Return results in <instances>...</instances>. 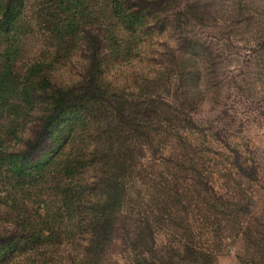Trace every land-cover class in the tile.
<instances>
[{
    "label": "trees",
    "instance_id": "1",
    "mask_svg": "<svg viewBox=\"0 0 264 264\" xmlns=\"http://www.w3.org/2000/svg\"><path fill=\"white\" fill-rule=\"evenodd\" d=\"M221 1L0 0V264H107L117 242L135 264H212L225 231L243 232L249 264H264V224L245 231L250 205L231 201L228 185V200L206 203L214 213H198L193 233L184 216L192 196L217 194L198 154H171L203 151L181 131L203 133L194 116L221 102L222 56L208 41L230 34ZM237 7L235 29L264 25L263 14ZM32 43L42 49L30 56ZM235 152L229 180L261 186ZM149 153L166 174L150 171ZM138 180L149 192L143 208L128 190ZM162 226L178 233L185 254L157 258ZM206 234L214 238L195 239ZM207 242L217 248L204 251Z\"/></svg>",
    "mask_w": 264,
    "mask_h": 264
},
{
    "label": "rangeland",
    "instance_id": "2",
    "mask_svg": "<svg viewBox=\"0 0 264 264\" xmlns=\"http://www.w3.org/2000/svg\"><path fill=\"white\" fill-rule=\"evenodd\" d=\"M241 2L246 5V15H253L251 12H256L264 15V0H222L221 17L224 22L223 33H230L229 38H225L220 31L209 34L208 41L215 45V48L222 56L221 71H219V79L222 86L216 95L220 96V104L214 109L210 104L203 105L200 113L194 116L196 127L201 132L181 131L186 141L194 145H204L203 151L188 150L181 153H171L172 146L177 144V140H170L165 149L164 156L168 154L186 155L188 158H199V170L205 169L203 173L206 179H209L210 185L214 187L215 195L210 189H207V194L192 196L193 204L186 213L192 225L195 226L193 233H198L196 227L198 223V213L203 216L210 217L214 213L206 205L214 198L221 197L223 200H228L225 196V186L228 185L233 189L230 198L234 197V201L238 199L241 202L249 203L251 215L247 220L242 222L243 228L251 229L256 232L260 227L258 224H264V25L258 28L256 25L247 26L244 23L239 25V29L234 28L236 15L238 13L237 4ZM264 21V19H263ZM227 25L228 28H225ZM221 33V34H220ZM29 49L30 56L39 54L41 45L32 43ZM29 56V57H30ZM130 67V66H129ZM127 66V68H129ZM128 69L127 72H129ZM132 72V71H130ZM218 102V103H219ZM206 147V148H205ZM241 155L242 161L249 162L251 167H254L258 174V179L261 184L249 185L248 181L242 179L229 180L231 171H234L230 164L229 157H238ZM145 159V164L148 165L152 160L151 153ZM156 156L158 163L160 160ZM153 163V162H152ZM152 163L148 165L151 172L166 174L165 168H152ZM235 177H237L234 172ZM240 185L238 191L243 188L246 193L244 197L236 196L233 186ZM129 194L134 201L141 200L142 208L149 201V192L143 185L141 180L131 182L129 185ZM191 194V193H190ZM129 210L126 209L125 213ZM125 217H129L126 214ZM129 218H125L124 221ZM197 219V220H196ZM200 221H203L201 219ZM170 227H174L171 225ZM169 226H162L156 230V253L157 258L162 259L167 256L171 249H181L182 254H185L183 248L185 244L179 242L178 233ZM239 234L232 232L228 235L225 231L222 235L223 244L221 247V255L212 264H244V261L251 263L252 258L247 255V241ZM212 234H206L204 237L196 236L201 243L213 239ZM199 248V246H191ZM216 249L217 244L207 242L203 246V250ZM219 251V250H218ZM113 254L109 258L107 264H135L137 258L129 246H125L123 242H117L113 249ZM220 252H218L219 254ZM200 256V255H199ZM198 256V257H199ZM151 258L152 255H150ZM242 258V259H241ZM137 261V260H136Z\"/></svg>",
    "mask_w": 264,
    "mask_h": 264
}]
</instances>
